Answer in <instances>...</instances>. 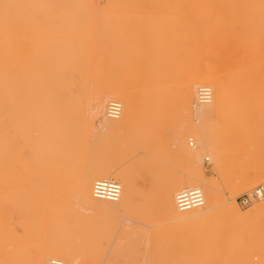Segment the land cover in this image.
<instances>
[{"label":"bare ground","instance_id":"6f19581e","mask_svg":"<svg viewBox=\"0 0 264 264\" xmlns=\"http://www.w3.org/2000/svg\"><path fill=\"white\" fill-rule=\"evenodd\" d=\"M99 1L0 0V264H100L102 239L84 236L97 216L106 239L120 226L111 245L122 264H264V234L256 259L245 242L264 226V204L235 200L264 190L262 169L229 162L223 148L239 115L258 117L249 137L264 134V0ZM177 80L173 96L165 86ZM157 118L173 123L169 135L148 136ZM119 132L120 143L110 137ZM122 143H166L185 169L149 196L140 179L154 165L117 167L131 153ZM210 158L227 198L202 168ZM104 179L121 186L117 201L95 197ZM192 188L203 206L180 209L178 193ZM156 204L172 226L150 240L129 224ZM143 237L154 248L147 256Z\"/></svg>","mask_w":264,"mask_h":264},{"label":"rangeland","instance_id":"374dc122","mask_svg":"<svg viewBox=\"0 0 264 264\" xmlns=\"http://www.w3.org/2000/svg\"><path fill=\"white\" fill-rule=\"evenodd\" d=\"M100 5L105 4V0H100ZM123 76L128 77L130 79L129 73L125 72L122 73ZM121 75V76H122ZM180 81L177 80V83L175 81V83L173 82L170 86L166 85L165 87L167 89L170 88L172 95L176 96L177 90L179 88V84ZM137 88L133 89L136 90ZM138 90V89H137ZM143 115H138V117H142ZM152 117H155L154 115H149ZM236 120L239 121L240 126L238 125V129L231 132L232 134L230 135V138L225 142V144H223V148L224 151L227 150V152H225V154L227 155L229 162H240V161H244L246 159H251L252 162L258 164L261 169H262V176L261 178L264 179V134L262 135V137H260L259 139H253L250 135L249 137V132L247 131L249 128V122H254L256 119H258V117L256 115L253 114H247V115H239L235 118ZM264 120V118H263ZM185 124V122L183 123ZM150 129L148 131V136H154V135H158L160 133H165L167 135L170 134V131L173 128V123H162L160 121V119L157 118V120H154V122L152 124L149 125ZM177 126V125H176ZM107 130L102 129L100 132H105ZM138 131V130H137ZM111 133V132H110ZM114 134V136H110L111 138H113L115 141L120 143V140H118V138L120 139V136H123L124 133L119 132V133H112ZM107 135V134H105ZM190 141V139H188ZM195 142V139L193 140ZM228 142V144H227ZM188 143V142H187ZM125 144L124 146H126V148L129 149V151L131 152L129 156L127 157H121V159H119L117 162V167H120L122 165H129L131 163H137L140 159L143 158H149V163L154 165V170H147L145 171V173L143 174V176L140 179V188H143V190H148L149 189V196L152 194H158L160 189H161V184L163 185V183L165 184L164 181H167V179L169 177L174 176L175 174H179L181 173V171H183L185 169V165H183L184 163L178 161V159L173 156V155H168L167 152H169V147L168 144H157L155 145V147H149L147 149L143 148L141 145L139 146V144H134L132 146L127 145L128 143H122ZM196 144V142H195ZM227 144V145H226ZM257 145L255 150H251L249 149V147L251 148V145ZM137 145V146H136ZM189 147L193 148V145H190L189 143ZM227 147V148H226ZM148 154L153 153L155 155V157H152L151 155H147ZM250 155H248L249 153ZM230 156V157H229ZM202 168L206 174V176L208 178H212L215 181H217L220 184V189H221V195L224 198H227L228 196L232 195V190L228 187H223V183H222V179L221 176L218 174V172L214 169V165H213V159L210 158L207 161H204L203 163H201ZM216 171V172H215ZM174 174V175H172ZM171 175V176H170ZM169 176V177H168ZM233 180L235 183L239 182L238 176H233ZM252 190H239V192H237V194L235 195V200L238 201L240 196L247 193H250ZM156 192V193H155ZM151 193V194H150ZM78 200H76L75 203H77ZM260 202V201H258ZM261 203V202H260ZM238 204L240 205V207L242 209L248 208V207H243L239 201ZM262 204V203H261ZM252 206V205H251ZM135 218L136 221H132L130 222L131 224H129L132 229L136 230H141L139 233L140 236H147L148 239H152L154 238V236L156 235V231L157 230H164L165 228H169L170 226H172V223L169 221V218L167 216H165V214H162L159 210V206L156 204L155 206L153 205L152 208L148 209V213H147V217L146 216H140V215H134L133 216ZM96 223H92L89 225V227L86 229V231L84 232V236H89L91 235H98L103 242V250H104V254H102L101 257H103L104 255V259H101L100 257V264H103L101 262H104L105 259L106 261L109 259V257H115V261H119L117 262V264H122L123 260H124V252L122 253H114L113 250V245H115V243L118 242L121 234H120V229H119V225L114 229H111V234L107 235L108 238L106 239L104 233H103V226L101 225L102 222H104L105 219L102 216H97L96 218ZM107 220V219H106ZM224 226L226 225V222H224ZM97 226V228L95 227ZM160 228V229H158ZM257 231L259 233H257L255 236H249L245 242L248 245V247L252 248L251 251V256L254 258H258L257 256V252L256 250V245L258 243V241L261 239L262 235L264 234V226H261L259 228H257ZM39 237V236H38ZM111 237V238H110ZM115 237V239H114ZM152 237V238H151ZM141 238V237H140ZM40 239V237H39ZM109 240V242H108ZM112 240L115 242H112ZM144 237L142 239L139 240L138 242V246L140 247V249L145 252L146 249V245L144 243ZM113 244V245H111ZM126 243L123 242V246L121 245V248H123ZM150 244V245H149ZM150 247H149V246ZM147 245V249H146V256H147V250H149V253H152L154 250V248L152 247L153 245L151 243H148ZM152 245V246H151ZM112 246V247H111ZM145 246V247H144ZM149 248V249H148ZM153 248V249H152ZM254 250V251H253ZM108 252V254H107ZM142 252V253H143ZM113 253V254H112ZM254 254V255H253ZM257 256V257H256ZM79 264H92V261L87 258V257H83L80 256L79 257ZM102 260V261H101ZM104 260V261H103ZM98 264V263H97Z\"/></svg>","mask_w":264,"mask_h":264},{"label":"built area","instance_id":"2783aa9c","mask_svg":"<svg viewBox=\"0 0 264 264\" xmlns=\"http://www.w3.org/2000/svg\"><path fill=\"white\" fill-rule=\"evenodd\" d=\"M211 91L207 87H201L199 89V99L201 102H209L211 100ZM120 105L116 102H112L109 105V114L116 117L120 114ZM95 197L98 199H106L110 201H117L120 198L121 186L112 180L104 179L95 183ZM257 195L250 196L245 193L240 196L239 203L243 207H249L254 199L257 197L260 202L264 204V190L259 188ZM178 207L182 210H188L191 208L201 207L204 204V196L202 190L199 188L185 189L177 195ZM51 264H62L58 260H54Z\"/></svg>","mask_w":264,"mask_h":264}]
</instances>
